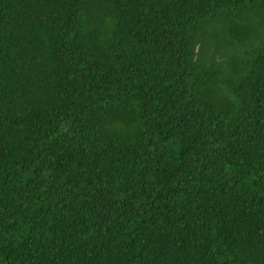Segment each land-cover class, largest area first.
<instances>
[{
    "label": "trees",
    "instance_id": "obj_1",
    "mask_svg": "<svg viewBox=\"0 0 264 264\" xmlns=\"http://www.w3.org/2000/svg\"><path fill=\"white\" fill-rule=\"evenodd\" d=\"M0 264H264V0H0Z\"/></svg>",
    "mask_w": 264,
    "mask_h": 264
}]
</instances>
